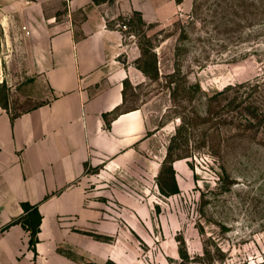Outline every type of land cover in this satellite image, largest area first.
Instances as JSON below:
<instances>
[{"label":"rangeland","instance_id":"1","mask_svg":"<svg viewBox=\"0 0 264 264\" xmlns=\"http://www.w3.org/2000/svg\"><path fill=\"white\" fill-rule=\"evenodd\" d=\"M102 1L101 13L122 41L120 61L132 59L148 74L125 86L122 109L144 106L156 135L128 169L96 176L98 196L111 190L107 210L122 218L110 233L82 228L75 215L61 228L89 245V256L71 245L57 249L81 264H264V120L244 111L259 104V90L241 88L264 80V0ZM71 17L77 24L84 12ZM15 53L10 86L0 92L11 114L50 98L40 80L22 76L17 62L26 55ZM150 150H158L153 180L144 173ZM169 162L175 194L168 193ZM112 190L142 205L120 204ZM133 213L136 232L127 221Z\"/></svg>","mask_w":264,"mask_h":264},{"label":"crops","instance_id":"2","mask_svg":"<svg viewBox=\"0 0 264 264\" xmlns=\"http://www.w3.org/2000/svg\"><path fill=\"white\" fill-rule=\"evenodd\" d=\"M95 1L0 0V85L10 86L9 57L18 50L26 55L17 62L22 76L40 80L41 93L50 94L17 114L0 104V264H81L56 251L66 244L89 256L90 246H79L61 228L63 219L77 215L82 228L110 233L122 218L107 210L111 190L98 196L96 176L128 169L156 135L144 106L122 109L124 82L133 86L145 76L132 59L120 61V36L101 13L104 1ZM79 10L84 18L75 24L71 16ZM157 151L146 153L144 173L151 180ZM100 165L97 173H86ZM112 191L120 204L142 205ZM22 203L36 205L41 215L35 256L20 224L4 229L22 215ZM135 213L127 220L134 232Z\"/></svg>","mask_w":264,"mask_h":264},{"label":"trees","instance_id":"3","mask_svg":"<svg viewBox=\"0 0 264 264\" xmlns=\"http://www.w3.org/2000/svg\"><path fill=\"white\" fill-rule=\"evenodd\" d=\"M147 53V51H146ZM136 68L139 69L144 76L148 77V74L146 72V69L142 66H138L136 65ZM156 74L154 75V77H152V79H155ZM125 86H128V83L125 81L124 82V88ZM241 85H239L238 87H240ZM5 83L0 85V92L3 93L4 89H5ZM241 88H243V90H249V88L252 91L257 92V90H259V94L258 98H259V104H255L257 102H254L253 104H246L244 107V111H246V113H249V117L250 119H254V120H258V122L264 120V80H256L252 83H248V84H243L241 86ZM227 89H231V87L226 88V90L224 91H219V94H223L224 92L227 91ZM238 92V91H237ZM261 92V93H260ZM0 104L6 108V103L2 102L0 100ZM109 124L107 123V126ZM259 125V123H258ZM169 150V149H168ZM164 163V162H163ZM164 165V164H162ZM168 169H169V173L172 175V183L171 186L169 188L168 193L171 194H175L178 192V188L176 186V183L174 181L173 178V171H172V167L170 165V162L168 163ZM160 191L163 193L164 189L161 187ZM22 207V215L14 220H12L10 223H8L4 229L15 225V224H20L21 227L28 233V247L29 249L33 252L34 256L36 255V251H35V245L38 242V233L40 231L39 226H40V222H41V215L38 212V208L36 205H30L28 203H22L21 204ZM57 252L62 254L61 251H59L57 249ZM182 258H187V255L185 252L182 253Z\"/></svg>","mask_w":264,"mask_h":264}]
</instances>
